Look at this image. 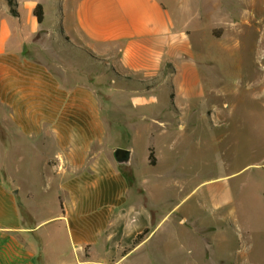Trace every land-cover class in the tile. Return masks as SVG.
<instances>
[{"label":"crops","instance_id":"crops-1","mask_svg":"<svg viewBox=\"0 0 264 264\" xmlns=\"http://www.w3.org/2000/svg\"><path fill=\"white\" fill-rule=\"evenodd\" d=\"M17 1L15 15L0 0V264H38L39 242L43 264H264V245L247 243L245 251L232 244L222 252L220 227H197L176 208L162 213L144 171L160 159L150 164V147L144 164L135 157V131L147 130L139 122H159L154 113L165 111L147 91L169 85L172 115L180 118L194 99L186 89L206 101L200 67L213 64L194 43L195 13L176 15L190 7L178 0ZM59 45L68 48L65 61ZM81 62L104 63L134 91L112 99L96 75L82 78ZM188 70L197 78L192 83ZM108 103L110 114L116 106L126 114L124 128H134L126 147L114 142L119 120L106 118ZM142 107L151 115L139 117ZM118 147L131 151L128 164L116 160ZM34 162L42 167V194L58 187L63 209L41 216L34 210ZM202 200L212 203L214 217L230 203L214 192ZM183 224H191L202 248L192 234L183 241ZM146 229L150 234L135 244Z\"/></svg>","mask_w":264,"mask_h":264},{"label":"rangeland","instance_id":"rangeland-1","mask_svg":"<svg viewBox=\"0 0 264 264\" xmlns=\"http://www.w3.org/2000/svg\"><path fill=\"white\" fill-rule=\"evenodd\" d=\"M177 3L190 7L179 8L178 18L180 14L195 13L194 43L204 47V59L213 64L210 68L200 67L206 84V101H199V90L186 89L189 96L185 97L194 99L189 105V115L180 118L172 115L175 114L172 89L169 85H158L155 90L147 91V97L157 98V104L165 111L154 113L159 122H139L148 131L142 130L141 134L135 131L134 140L131 139L134 128L121 125L123 119L128 120L126 114L117 106L110 114L111 103H108L104 109L106 118L119 120L114 142L126 147L132 140L135 157L143 164L147 161L149 147L156 149V157L160 159L158 167L150 166L144 171L148 172V185L162 213L176 208L178 214L192 218L197 227H220L215 236L216 239L225 237L220 241L222 252H228L225 247L232 244L245 251L247 243L263 246L264 0H178ZM173 11L176 13V8ZM211 27L213 34L208 31ZM57 49V54L65 61L68 48L59 45ZM63 54L66 58L61 56ZM80 66L82 78L83 74L96 75L94 83L112 99L121 97L126 89L134 91L104 63ZM193 75L188 70L186 82L197 80ZM149 108H140L139 117L147 115ZM33 164L30 172L40 184L34 210L41 216L63 209L58 187L42 194L39 189L45 185L42 167L39 162ZM212 192L230 201L215 217L212 203L202 200L205 194ZM190 225L182 227L183 241L186 242L188 233L192 234L190 239L202 248V238L197 237ZM170 226L168 223L165 228ZM211 233L206 235L213 239Z\"/></svg>","mask_w":264,"mask_h":264},{"label":"trees","instance_id":"trees-1","mask_svg":"<svg viewBox=\"0 0 264 264\" xmlns=\"http://www.w3.org/2000/svg\"><path fill=\"white\" fill-rule=\"evenodd\" d=\"M10 7H11V11L13 14L18 15V11H17V5H18V1L17 0H7ZM35 14L38 18V21L40 24H42L44 22V18H45V11H44V6L42 4H39L35 10ZM149 160H150V164L153 166H156L157 164V158L155 155V148L154 147H150L149 149ZM151 232V229H146L143 233L139 234L137 236V238L135 239V244L140 243L142 240H144ZM38 247H39V253L37 256V261L38 264H43V255H42V244L39 242L38 243Z\"/></svg>","mask_w":264,"mask_h":264},{"label":"water","instance_id":"water-1","mask_svg":"<svg viewBox=\"0 0 264 264\" xmlns=\"http://www.w3.org/2000/svg\"><path fill=\"white\" fill-rule=\"evenodd\" d=\"M115 157L120 164L126 165L130 162L131 151L125 148H117L115 150Z\"/></svg>","mask_w":264,"mask_h":264}]
</instances>
